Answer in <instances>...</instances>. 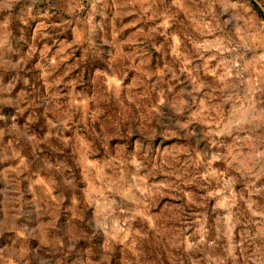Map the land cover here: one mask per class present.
I'll return each instance as SVG.
<instances>
[{
    "label": "rangeland",
    "instance_id": "obj_1",
    "mask_svg": "<svg viewBox=\"0 0 264 264\" xmlns=\"http://www.w3.org/2000/svg\"><path fill=\"white\" fill-rule=\"evenodd\" d=\"M0 264H264V0H0Z\"/></svg>",
    "mask_w": 264,
    "mask_h": 264
}]
</instances>
